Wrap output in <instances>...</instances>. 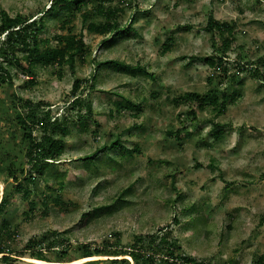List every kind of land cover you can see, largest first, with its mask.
I'll list each match as a JSON object with an SVG mask.
<instances>
[{"label": "rangeland", "instance_id": "1", "mask_svg": "<svg viewBox=\"0 0 264 264\" xmlns=\"http://www.w3.org/2000/svg\"><path fill=\"white\" fill-rule=\"evenodd\" d=\"M51 1L0 0V9L32 16ZM118 2L125 10L121 28L135 18L129 31L114 36L90 32L75 11L66 27L84 37L89 51L77 58L74 70L67 64L38 66L35 84L25 86L20 73L13 86H0V199L9 198L0 223L7 217L17 227L8 242L12 257L0 258V264H105L117 257V246L135 243V235L159 227L176 239L178 252L213 264H256L264 254V78L242 72L226 91L230 97L219 114L211 106L200 108L175 97L209 88L207 75L214 69L205 57L215 52L205 29L210 13L235 23L228 60L239 54L255 62L264 56V0L104 4ZM69 11L61 7L46 15L41 37L50 45ZM215 38L220 42L223 34ZM165 43L171 45L166 52ZM111 59L120 63H102ZM77 77L82 83L73 93ZM77 96L91 115L79 118L71 103ZM27 98L44 100L52 117L70 120L61 161L35 183L24 179L30 166L27 140L14 118L19 99ZM212 118L221 128L212 129ZM175 129L180 137L168 133ZM34 134L41 133L36 129ZM117 137L131 153L116 147L94 160L86 158ZM13 175L30 188L29 197L14 189ZM127 187L126 201L115 204ZM31 199L37 204L29 210ZM55 229L69 237L67 245H50L55 235L47 232ZM101 247L104 254L96 255L94 249ZM39 248L46 260L33 257Z\"/></svg>", "mask_w": 264, "mask_h": 264}, {"label": "trees", "instance_id": "2", "mask_svg": "<svg viewBox=\"0 0 264 264\" xmlns=\"http://www.w3.org/2000/svg\"><path fill=\"white\" fill-rule=\"evenodd\" d=\"M104 1L99 0L94 8L87 9L86 5L91 0H52L46 10L32 16L20 12L11 15L6 10L0 9V86H13L15 79L20 73L25 76L22 80L25 86L29 87L35 84L37 81L35 69L38 66L67 64L70 69L74 70L77 58L89 51V47L83 39L84 37L81 34L74 33L71 28L66 27L67 22L74 17L75 11L81 14L83 24L90 32L114 36L121 29L125 30V32L129 31L135 18L132 17L130 23L126 27L121 28L119 19L125 12L122 3L118 2L116 6L112 5V3L105 5ZM61 7H65L70 11L63 20V30L54 35L55 44L50 45L48 43L49 40L41 37V33L45 27V17L48 13L57 11ZM94 15H98L102 19L99 21L91 20ZM205 29L213 38L212 46L215 50L212 55L205 57V61L214 69L211 74L207 75L209 88L203 93L188 92L179 95L175 97V100L178 102L193 101L200 108L211 106L216 110V114H219L225 107L224 101L230 97L226 91L230 89L234 81L240 79L242 72L249 71L255 77L262 75L264 78V72L260 73V66H264V56L258 57L255 62L243 60L239 54L235 59L228 60L226 53L235 41V23L220 20L213 13H210L206 20ZM217 32L223 34L220 42L216 41L215 38ZM170 47V43H165L163 51H168ZM111 62L120 63L113 59L103 61L102 63ZM222 75L223 78L221 77ZM81 83V78L77 77L74 80L73 93L76 92ZM19 102L21 108L17 110L14 118L19 129L23 131V137L27 140L26 155L28 156V162H30L24 179L28 183H35L39 177L46 178V174L54 162L61 161L66 149L64 137L69 132L70 120L67 116L52 117L50 111L45 109L49 104L44 100L27 98L23 101L19 99ZM71 103L73 109H75V106L78 107L79 118H82L84 115H91L89 106L85 104L87 106L85 108L84 101L79 100L78 96ZM133 105L139 107V104L135 103ZM190 114H195L194 107H192ZM211 121L213 130L221 128L215 118H212ZM36 129L41 133L39 136L34 134ZM168 133L180 137L181 131L180 129H175L169 130ZM215 135L217 136L218 133H215ZM116 147H123L126 152L130 153L133 150L124 147L117 137L110 144H103L95 152L88 154L86 158L94 160L102 151ZM13 179L15 181L14 189L23 192L25 197H29L30 188L22 180H19L17 176L13 175ZM129 189L130 187H127L122 190L114 203L125 202V195ZM60 195L57 198L62 200ZM47 200L43 201L46 206L45 209H47ZM8 202L9 198L7 194L3 195L0 199V215L5 211V206ZM27 204L29 210H32L36 206L37 201L33 199L27 200ZM177 219V216H174L175 222L179 221ZM163 230L164 227H159L153 233L137 234L135 235V243L130 245L116 247L114 244H107L109 247H116L114 255H117V257L108 258L110 259L109 263L105 264H131V260L133 264H213L207 258H197L184 252H178L180 247L177 245L176 239L171 238L167 231L162 233L161 231ZM47 233L55 235V240L50 242L51 246L58 245L54 241H63L61 244L65 242V245H67L70 240L68 236H65L64 232L56 229L50 230ZM16 234L17 227L12 225L9 218L2 217L0 223L1 260L8 261L12 257L8 242ZM32 241L34 240H29V242ZM65 252L63 250L61 253L66 254ZM93 252L96 255H102L105 252V247L95 248ZM157 254L160 256L158 257ZM32 255L37 259L46 260L42 248L34 250ZM86 255L92 256L94 254L86 253ZM120 255L122 257H119ZM89 264L96 263L90 262ZM256 264H264V254H261L257 258Z\"/></svg>", "mask_w": 264, "mask_h": 264}]
</instances>
